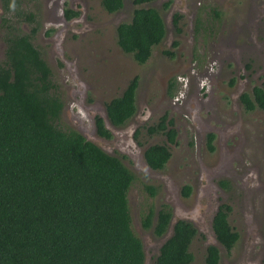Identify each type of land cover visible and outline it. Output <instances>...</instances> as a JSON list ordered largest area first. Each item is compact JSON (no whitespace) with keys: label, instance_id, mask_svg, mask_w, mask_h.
Listing matches in <instances>:
<instances>
[{"label":"rangeland","instance_id":"1","mask_svg":"<svg viewBox=\"0 0 264 264\" xmlns=\"http://www.w3.org/2000/svg\"><path fill=\"white\" fill-rule=\"evenodd\" d=\"M122 1L113 14L101 8L100 0H11L7 9L0 3V64L9 32L31 35L50 69L54 94L63 103L61 126L118 157L132 172L135 180L127 200L144 264H152L177 220H189L197 230L190 245L192 264H204L209 245L218 248V264H264V113L246 112L238 101L241 93H250L263 81L264 8L259 5L264 0H176L171 7L173 14L181 15L178 28L165 7L167 0L142 6ZM65 4L80 16L65 21ZM140 7L157 10L166 29L165 38L142 65L116 43V27L130 22L133 10ZM190 16L203 19L200 30L188 31ZM207 71L211 81L200 78ZM133 77L138 78L136 114L120 129L105 125L111 139L100 137L94 117L105 121L106 103L120 97ZM177 98L182 102L174 104ZM162 115L174 121L177 144L168 145L165 169L154 171L143 152L167 143L162 134L147 136L145 128ZM208 133L216 137L212 151L206 145ZM145 186L155 189L153 197ZM184 186L190 187L188 197L182 195ZM220 204L230 207L227 222L238 236L230 251L216 242L211 230L212 214ZM162 205L170 207L172 222L158 238L142 228L141 216L148 208L156 213Z\"/></svg>","mask_w":264,"mask_h":264},{"label":"trees","instance_id":"2","mask_svg":"<svg viewBox=\"0 0 264 264\" xmlns=\"http://www.w3.org/2000/svg\"><path fill=\"white\" fill-rule=\"evenodd\" d=\"M154 1L133 0V4ZM0 3L7 9L9 0ZM100 5L113 14L123 1L100 0ZM73 15L65 11L66 19ZM164 36L162 18L150 7L134 9L130 22L116 27L118 47L139 65ZM137 86L134 77L120 97L106 103L112 126H124L133 116ZM54 89L50 69L30 37L9 32L0 64V264H144L127 200L134 175L118 157L61 126L63 103ZM241 101L247 111L264 112V88L255 87ZM166 118L148 127L146 135L162 134L172 143L175 131L167 129ZM95 126L99 136L110 138L102 119H95ZM212 140L213 136L207 139L210 151ZM143 158L150 169L162 170L170 153L166 145L156 144L145 149ZM145 189L154 196L153 187ZM189 194L190 187L184 186L182 195ZM229 212L228 205H221L212 221L215 238L226 251L238 238L227 222ZM170 219L168 206L162 205L156 213L148 208L141 226L160 238ZM195 234L192 224L176 221L152 264H192L189 246ZM218 262L217 249L208 247L204 264Z\"/></svg>","mask_w":264,"mask_h":264},{"label":"flooded vegetation","instance_id":"3","mask_svg":"<svg viewBox=\"0 0 264 264\" xmlns=\"http://www.w3.org/2000/svg\"><path fill=\"white\" fill-rule=\"evenodd\" d=\"M10 1L11 0H9V3H10ZM178 2L176 1V0H167V9H170V13H171V22H172V24H173V19L175 18V17H177V20H176V22H177V24H176V26H174V24H173V26L175 27V28H178L177 26H178V24H179V21H180V16L181 15H178L177 13H174L173 14V10H172V7L171 6H174L175 7V5L177 4ZM191 6L192 7H196L197 5H194L193 3H191ZM260 8H264V3L263 4H261V5H259V9ZM66 10H70L72 13H74V15L71 17V18H68V19H66L65 18V11ZM208 12L210 13L211 11H210V9L208 10ZM62 13H63V18H64V20L65 21H67V22H69V21H71V20H74V19H77L79 16H80V13H79V11L77 10V9H73V7H68L67 6V4H65V5H63V9H62ZM116 13V12H115ZM263 15V14H262ZM193 16V15H192ZM28 17L30 18V20H32V18H33V15H28ZM209 17V16H208ZM214 17L217 19V20H219L220 19V15L219 14H217L216 13V15L214 14ZM263 18H264V15H263ZM192 23V24H191ZM195 27H198V29L200 30L201 29V27H203V19L201 18V19H198V20H194V18H192L191 16L190 17H188V31L189 32H191L192 30H193V28H195ZM164 28H165V26H164ZM166 30V29H165ZM33 32V34L35 33V31H32ZM24 35H26V36H29L30 37V39H31V42H32V36L31 35H27V34H24ZM164 38H165V36H164ZM163 38V39H164ZM163 41V40H162ZM161 41V42H162ZM160 42V43H161ZM33 44V43H32ZM175 44V45H174ZM34 46V45H33ZM176 46V43H173V47H175ZM166 52V51H165ZM166 56H171L172 54H171V52L170 51H168V52H166V53H164ZM245 69H246V71H250V68H249V65H245ZM242 70H243V68H242ZM203 77H206L208 80H210L211 81V77H212V74L209 72V71H207L206 73H201L200 74V78H203ZM134 78V77H133ZM168 86V85H167ZM174 87H175V84H174V81H172L170 84H169V89H170V93H169V95L170 96H173L174 95ZM203 85L200 87V89H203ZM255 87H261V88H264V77H263V81L260 83V85H258V86H254L252 89H251V91H250V93H241L238 97V101H239V103L241 104V106H242V108L244 109V111H246V112H251V111H247L245 108H244V105H243V102L241 101V97L244 95V94H248V95H250L251 96V94H252V92H253V89L255 88ZM137 88H138V86H137ZM136 91H137V89H136ZM209 92H210V88H209ZM135 96H136V94H135ZM179 98H177V99H175V100H173V103L174 104H178V103H180V102H182V101H180V99L178 100ZM135 112H134V114H133V116L136 114V112H137V106H136V99H135ZM201 106L202 107H204L205 109H206V104H204V103H202L201 104ZM255 110H258V109H255ZM264 113V112H263ZM105 114H106V111H105ZM164 115V114H163ZM163 115L161 116V117H163ZM133 116L130 118V119H132L133 118ZM161 117H159V119L157 120V122L160 120V118ZM97 118H99V119H102L101 117H98V116H96V117H94V120H93V122H94V126H95V119H97ZM135 118V117H134ZM129 119V120H130ZM103 120V119H102ZM128 120V121H129ZM127 121V122H128ZM127 122L124 124V126L127 124ZM168 122H172V124H170V125H168L169 123ZM112 126V125H111ZM124 126H121V127H114V126H112L113 128H122V127H124ZM152 126V125H151ZM104 127H105V129H107L106 128V126L104 125ZM166 127H167V129H174V121H172V119L171 118H169V116H167V118H166ZM148 127H146L145 128V130L147 129ZM95 129H96V126H95ZM172 129V130H173ZM174 131H175V135H174V140H173V142L172 143H169L168 141H167V136H164L165 137V140H166V146H167V148H168V151L170 150L169 149V144L170 145H176L177 144V140H176V138H177V136H178V133H177V131H176V129H174ZM108 132H109V134H110V138L109 139H111L112 138V134H111V132L108 130ZM96 133H97V135H99L98 134V132H97V129H96ZM209 136H213V140H212V142H211V146L213 147V143H214V140H215V135L214 134H212V133H208L207 135H206V145H207V139H208V137ZM101 137V136H100ZM106 139H108V138H106ZM208 146V145H207ZM145 151V150H144ZM144 153V152H143ZM167 163H168V161H167ZM166 163V164H167ZM166 164H165V166H166ZM165 166H164V168L163 169H165ZM162 169V170H163ZM162 170H154V171H162ZM182 192V191H181ZM221 205H223V204H220V205H218L217 207H216V210L214 211V214H212V217H211V230H212V221H213V218H214V216H215V214H216V212L218 211V208L221 206ZM168 208H169V211H170V213H171V221H172V212H171V209H170V207L168 206ZM171 221H170V223H171ZM178 221V220H177ZM180 221H185V222H188V223H190L189 222V220H180ZM176 222V221H175ZM190 224H192V223H190ZM192 226L195 228V226L192 224ZM195 230H196V228H195ZM196 233H197V230H196ZM212 233H213V231H212ZM196 235V234H195ZM213 235H214V233H213ZM214 238H215V235H214ZM215 240H216V238H215ZM216 242L220 245V246H222L217 240H216ZM191 245V244H190ZM215 247L216 249H217V251H218V248L216 247V246H214V245H209L208 247ZM207 247V248H208ZM223 247V246H222ZM206 248V249H207ZM189 251H190V246H189ZM206 253V252H205ZM219 253V252H218Z\"/></svg>","mask_w":264,"mask_h":264},{"label":"water","instance_id":"4","mask_svg":"<svg viewBox=\"0 0 264 264\" xmlns=\"http://www.w3.org/2000/svg\"><path fill=\"white\" fill-rule=\"evenodd\" d=\"M103 122H104V125H108V124H110L109 123V121H108V119H107V116H106V114H105V121L103 120ZM172 222V221H171ZM175 224V222L172 224V226H171V232H172V227H173V225ZM171 225V223L169 224V226ZM169 228V227H168Z\"/></svg>","mask_w":264,"mask_h":264}]
</instances>
